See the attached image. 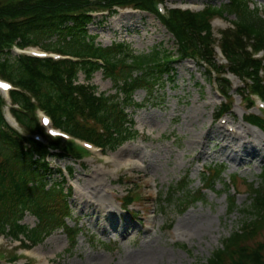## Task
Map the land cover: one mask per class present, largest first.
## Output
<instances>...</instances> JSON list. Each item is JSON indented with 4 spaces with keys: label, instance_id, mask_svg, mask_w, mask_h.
Listing matches in <instances>:
<instances>
[{
    "label": "trees",
    "instance_id": "trees-1",
    "mask_svg": "<svg viewBox=\"0 0 264 264\" xmlns=\"http://www.w3.org/2000/svg\"><path fill=\"white\" fill-rule=\"evenodd\" d=\"M163 1L0 0V77L17 88L10 96L11 112L24 132L21 134L7 124L5 101L0 96V235L8 234L14 240L36 246L63 230L74 247L83 233L79 225L71 227L67 222L72 215L68 201L72 188H64L65 178L52 182L54 171L49 159L70 157L79 161L87 151L74 143L61 145L60 139L48 136L38 111L51 117L53 127L107 152L139 136L126 111L136 104L135 93L144 90L149 99H155L154 92L174 81V65L182 59L197 60L210 81L213 71L219 74L215 81L228 100L232 85L223 77L227 72L243 83L245 88L237 90L242 98L249 100L251 93L264 99V13L255 5L252 8L253 0H229L225 6H208L200 12L171 9L161 15L157 3ZM116 8L154 14L175 37L176 52L156 47L136 54L123 43L106 48L97 45L88 31L94 20L90 13L106 11L113 15ZM231 15L236 20L231 22L232 27L222 31L217 42L212 22ZM14 45H41L64 58L55 61L13 56ZM217 46L228 61L226 67L217 61ZM261 52L262 57L256 59L254 54ZM99 71L112 81L115 94L99 93L90 84ZM80 74L87 84L78 82ZM219 109L218 117H222L231 107L225 104ZM246 121L264 132V116L249 114ZM34 134L43 135L46 143L36 141ZM72 172L70 168L69 173ZM223 174L224 168L210 166L203 172V189L194 192L189 188V177H185L169 187L164 199L186 210L203 200V190L213 189ZM231 186L235 193L230 197V214L239 209L236 176L232 185L227 186L229 191ZM247 186L249 204L239 229L224 239L222 247L202 264H264V243L256 241L264 231V173L262 186ZM136 200L128 192L122 200L126 213L132 214L130 208ZM28 213L38 220L33 228L22 223Z\"/></svg>",
    "mask_w": 264,
    "mask_h": 264
},
{
    "label": "rangeland",
    "instance_id": "rangeland-1",
    "mask_svg": "<svg viewBox=\"0 0 264 264\" xmlns=\"http://www.w3.org/2000/svg\"><path fill=\"white\" fill-rule=\"evenodd\" d=\"M164 1L168 10L177 7L194 12L229 3ZM253 2L252 8L255 5L264 13V0ZM116 10L113 15H98L88 26L97 45L106 48L123 43L136 54L156 47L172 52L178 49L175 37L153 14L129 8ZM235 20L231 15L213 21L217 42ZM217 60L226 64L221 55ZM174 67V81L154 92L155 99L139 90L134 95L136 104L127 108L139 133L136 139L106 153L93 149L79 161L70 157L49 159L54 171L52 182L65 178L64 188H72L68 199L72 215L67 222L71 227L79 225L83 231L76 246H71L63 230L36 246L21 244L4 234L0 237V264H134L145 247L159 250L157 264H202L239 229L249 204L247 184H263L264 133L246 121L251 113L263 115L259 102L256 100L257 106L247 109L236 92L242 87L241 80L232 75L231 100L221 97L215 79H207V71L197 60L182 59ZM78 82L87 84L83 74ZM90 84L99 93L116 92L102 71L94 74ZM225 104L231 110L218 118L219 108ZM222 126L239 128L242 137H233ZM210 166L224 168V174L213 189L203 190V200L183 210L164 199L169 187L185 177H189V188L194 192L203 189V172ZM96 172L98 179L93 178ZM234 176L240 193L239 209L230 214L228 206L235 190L231 186L229 191L227 186L232 185ZM90 181L101 184V200L93 197ZM128 192L137 198L130 208L132 214L122 208ZM37 222L28 213L22 223L33 228ZM196 227H202L205 234L194 232ZM256 241L264 243V231ZM24 245L30 248L24 250Z\"/></svg>",
    "mask_w": 264,
    "mask_h": 264
},
{
    "label": "bare ground",
    "instance_id": "bare-ground-1",
    "mask_svg": "<svg viewBox=\"0 0 264 264\" xmlns=\"http://www.w3.org/2000/svg\"><path fill=\"white\" fill-rule=\"evenodd\" d=\"M11 123L16 126V124L14 123V121L12 120V118H9ZM224 128V130H226L228 133H230L231 135H233V137H238L241 138L242 137V130L241 133L239 131V128L236 130H229L227 128V126H222ZM243 129V131H245V129L243 127H240ZM128 165V164H127ZM99 174L96 172L93 175V178L98 179ZM90 186L93 190V197H96L97 200H101L103 198V191H101V184L99 183H95L93 181H90ZM96 200V202H98ZM104 206V205H102ZM98 208H101V205L98 206ZM155 224V220H152V226ZM194 232H196L197 234L200 235H204V229L202 227H196ZM161 256V255H160ZM160 256H159V250L156 248H147L145 247L144 249L141 250L140 254L137 256V258L134 260V264H157L160 261ZM46 261L48 262V257H45Z\"/></svg>",
    "mask_w": 264,
    "mask_h": 264
},
{
    "label": "snow or ice",
    "instance_id": "snow-or-ice-1",
    "mask_svg": "<svg viewBox=\"0 0 264 264\" xmlns=\"http://www.w3.org/2000/svg\"><path fill=\"white\" fill-rule=\"evenodd\" d=\"M0 86H2V87H8L7 85H0Z\"/></svg>",
    "mask_w": 264,
    "mask_h": 264
}]
</instances>
